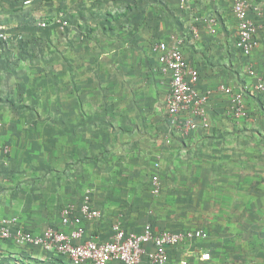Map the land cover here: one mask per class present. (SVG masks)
<instances>
[{"label": "rangeland", "instance_id": "obj_1", "mask_svg": "<svg viewBox=\"0 0 264 264\" xmlns=\"http://www.w3.org/2000/svg\"><path fill=\"white\" fill-rule=\"evenodd\" d=\"M251 1L264 6V0ZM8 2L0 1L3 5ZM169 2L40 0V6L34 4L35 13L24 12L22 18L2 13L7 6L0 9V24L9 35L0 41V146L7 144L11 148L10 154L0 159V189L4 195L15 196L23 188L17 175L13 184L7 183L20 167L32 166L33 160L26 159L25 154L39 156L44 163L50 161L53 145L71 153L70 141L63 136L69 134V128L57 124L58 106L65 107L68 102L79 103L85 109L80 110V116H90L93 135L97 129L111 140V132L122 126L123 119L129 132L139 127L137 134L145 133L149 139L159 135L161 140L169 125L165 90L157 81L162 78L156 66L152 68L157 57L154 48L169 34L183 32V28L177 30L183 27L177 19L182 11L179 14L177 6ZM189 6L183 12L192 18L196 14L221 17L214 12L212 0H195ZM223 7L229 13L228 3ZM57 17L67 18L69 25L48 22ZM43 21L46 27L40 25ZM225 21L231 26L235 23L231 14H226ZM191 48L198 60L199 43ZM212 56L229 57L221 49H210L205 57L209 69L217 64L210 62ZM251 59L254 62L249 63L248 57L244 59L240 54L236 65L231 61H223L220 66L218 63L221 75L223 71L232 75L235 87L243 89L246 114L240 118L234 115L229 97L220 93L223 108L229 113L224 116L230 122L225 128L229 132L221 138L208 135L211 139L199 148L194 144L187 151L172 147V158L163 163L161 170V193L155 195L147 190L149 211H153L147 223L175 230L201 229L208 234L174 250L169 264H181L182 258L187 259V264H264V92L256 88L251 73L259 69L264 74V53ZM74 83L85 84V92L72 90L68 95ZM61 113L68 117L67 109ZM158 120L165 131L155 128ZM104 150L111 153L113 147L105 145ZM100 153L103 155L80 158L79 166L71 163L61 170L80 171L84 163L92 170L100 169L103 157L110 159V154ZM51 171L45 173L49 178ZM4 241L0 238V251L6 248ZM13 247L31 250V264H68L58 253L40 246ZM203 252L209 254V260L203 259ZM6 259L0 252V264H7ZM16 260L17 264L27 263Z\"/></svg>", "mask_w": 264, "mask_h": 264}, {"label": "crops", "instance_id": "obj_2", "mask_svg": "<svg viewBox=\"0 0 264 264\" xmlns=\"http://www.w3.org/2000/svg\"><path fill=\"white\" fill-rule=\"evenodd\" d=\"M165 1L168 3H171L169 1H172L175 6H177L178 12L182 11L180 18L177 19L180 21L179 23H183V27H178L177 30L183 28V32L177 33L176 35L173 33L169 34L166 39H164L166 41H172L173 36L183 34L186 35L183 51L186 57L193 61L194 64H199L201 72V88L203 90H216L221 84H226L236 88L235 81L232 79L234 77H232V75H225L224 71L221 75V67H219L220 63H223V61H231L232 64L236 65L238 61L236 58L240 54L244 59H247L248 57L249 63H251V61H253L251 58L255 56V54H258L259 57L262 53H264V32L260 35L261 46H259V48H257L250 56H246L237 46L238 27L236 17L233 13L231 0L217 1L221 3H217L212 0L214 12L221 15L217 32L213 33L205 26H200V34L198 37L189 29L190 25L195 22V18H192L190 13H185L179 8L178 0ZM192 2H195V0ZM35 3L39 5L40 0H28V2L27 0H9L8 4L6 3L3 5L0 3V9L7 6L9 10L4 9L2 13H9L10 15L12 13V16L22 18L21 14L24 12L26 14L32 13V15L35 13ZM216 3L217 5L215 6L214 4ZM226 3H228L231 7L229 9V13L228 10L223 7V4ZM260 3L261 4L259 5L264 10V6H262L263 3ZM10 9L12 12H10ZM226 14L233 15L235 19L234 25L231 26L229 22L225 21ZM196 16L202 17V15L200 16L199 14H196L195 17ZM194 39H199V41H195ZM210 40H212V42H210ZM198 43L199 59L197 60L196 57L194 59V52L191 47L193 44L196 45ZM214 47L217 48L218 51H220V49L224 51L225 56L228 55L230 59L229 57L228 59L226 57L224 59H217V56H212L210 62L212 64L216 62L217 64L213 67V69H209V67L205 64V57L210 49L213 50ZM203 51H205V55ZM152 63V68L155 65L157 72L159 73V77L162 78V80L157 81L164 87V99L166 102V96L169 92L168 81H166L167 83L164 81L166 78L159 70L158 57H156ZM255 70L258 73V76H252L256 81L255 83H257L259 77L264 78V74L262 70ZM150 74L153 73L151 72ZM155 76L157 77L156 74ZM84 79H86V77ZM85 88V84L82 85L81 83L79 85L78 83H74V88L68 89L67 93L70 95V93L72 94V90L74 92L77 90V92L81 94L85 92ZM220 93L222 92L214 91V94L209 102V128L198 129L186 138L179 134L173 135L170 132L169 127L168 130L165 131L166 128H164L158 120V123H155V128L159 131L160 129L165 131L160 141L159 135L158 137H155V139H149L147 134L144 135L145 133L137 134L136 130L139 131V127H136V130L129 132L130 130L125 129L129 126H127L128 124L123 119L121 120L122 126L120 128L116 127L114 132H111V140L109 138H105L104 133L97 129L95 130L96 134L93 135L89 125L91 122L90 116H80V113L83 111L80 110L84 108L81 107L79 103L76 104L73 102L71 104V102H68L65 107L58 106L57 113L59 119L57 124L67 126V128H69V134L62 135L68 137L70 141L69 144L71 153L67 154L66 152H63L62 147L53 145L51 159L50 161L47 159V161L44 162L45 164L41 162V158L39 156L35 155V157L32 158L31 155L25 154L26 159H31V161L33 160V163L31 162L32 166H30V168H23V166L20 167L18 174H13V177H11L7 183V185L9 183L13 184V181H16L14 175H17V177L22 180L24 184L23 188L21 190L19 189V194L15 196L14 194H12V196L4 195L1 192L3 188L0 189V220L5 216H16L18 217L19 222L28 229L42 231L48 226H54L68 231V226H64L62 224L60 216L61 208L68 203L80 205L85 200V197L90 195L93 206L100 209L103 216L100 219L87 224L88 237H94L100 240L110 239L113 233V224L116 221H122L123 225L128 230H142L147 221L152 220L151 215L153 211L152 213L149 211L151 202L147 197V190L152 192L151 178L153 175L150 176V174L159 173L161 176V170L164 168L163 163L168 162L172 158V147L176 150L187 151L189 145L194 144L199 148L200 145L204 146V144H207V142L211 139L210 136L217 135V137L221 138L223 137V133L227 134L229 132H226L225 128L228 123L230 124V122H228L225 119L226 117H224L229 113H227L228 111L226 112V109L223 108V103L219 97ZM66 109L68 111L67 118H65L63 113H61V111ZM72 115H74V118ZM60 117H62V119H60ZM118 121L119 124L120 120ZM128 133L133 134L135 138L132 136L129 138ZM208 135L210 136L208 137ZM61 137L62 136L60 135L58 140H60ZM105 145H110V148L113 147V151L110 153L109 151L104 150ZM3 146L9 145L5 144L0 146V148ZM101 151L110 154V159L106 161V157H103V166L100 169L96 168L92 170V168L87 166L89 165L88 163H84L82 165L83 169L80 171L76 168H74L72 172L69 169L66 172L65 170H61L62 166H71V163L73 167H76L74 165L79 166L80 158L85 159L93 155L101 156L103 155V153H100ZM10 152L8 154H3L0 150V159L8 156ZM23 160H25V158H23ZM156 162L160 163L159 167H156ZM2 163L3 162L1 161V164ZM37 163H40V165L38 166ZM50 169H52V171L51 177L49 178L45 173H48ZM3 174L6 175L5 172ZM138 176H143V179L138 178ZM90 186H94L91 189V194L88 193ZM142 216H145V219L142 218ZM4 242L7 244L5 245L6 248H3L0 252L7 257V264H17L16 259L21 261L24 260V262L27 261L26 264H31V250H13V246L18 248V244L9 240ZM19 248L22 249L21 247ZM39 254L42 253L40 252ZM47 256L48 255H45V257Z\"/></svg>", "mask_w": 264, "mask_h": 264}, {"label": "built area", "instance_id": "obj_3", "mask_svg": "<svg viewBox=\"0 0 264 264\" xmlns=\"http://www.w3.org/2000/svg\"><path fill=\"white\" fill-rule=\"evenodd\" d=\"M178 1L183 10L190 7L193 0ZM231 1L238 27L237 46L244 55L250 56L261 44L264 10L251 0ZM219 20L218 15L196 16L189 29L197 37L200 26L216 33ZM51 22L64 27L69 25V20L63 17L52 18ZM40 25L46 27L47 22L43 21ZM8 38L7 28L0 24V41ZM185 41V34L173 36L172 41H160L154 50L157 53L159 70L169 85L166 96L169 130L187 138L198 129L210 127L208 107L214 91L228 95L232 112L239 118L246 114V103L243 89L226 84L219 85L216 90L201 88L200 69L186 57L183 51ZM251 73L258 76L255 69ZM256 88L264 92V78L259 77ZM0 150L3 154H8L11 148L3 146ZM159 166L160 163L156 162V167ZM151 187L153 194L161 193L163 186L159 173L153 174ZM60 216L62 224L68 226V231L54 226L35 231L23 226L16 216L4 217L0 220V238L19 245L40 246L67 258L71 264H168L172 251L180 250L181 245L191 244L194 240L206 238L208 235L201 229L173 230L159 228L151 222L146 223L141 231L128 230L121 221H116L110 239L88 237L87 224L103 216L102 211L93 206L90 195L80 205H64ZM203 257L204 260L210 259L206 252H203ZM180 262L187 264V259L182 258Z\"/></svg>", "mask_w": 264, "mask_h": 264}, {"label": "trees", "instance_id": "obj_4", "mask_svg": "<svg viewBox=\"0 0 264 264\" xmlns=\"http://www.w3.org/2000/svg\"><path fill=\"white\" fill-rule=\"evenodd\" d=\"M51 20H52V18H51ZM51 20H49L48 19V22H51ZM152 188V187H151ZM123 223V222H122ZM154 226H156L155 224H154ZM158 227V226H157ZM159 228H162V227H159ZM168 229H171V228H168ZM173 230H175V229H173ZM136 231V230H135ZM137 231H141V230H137ZM173 252L174 251H172V254H171V257H170V261H169V263H172V255H173ZM65 261H66V263H68V264H71V263H69L70 261L67 259V258H65V257H62ZM207 262V261H206ZM168 263V264H169ZM113 264H115V263H113ZM118 264H120V263H118Z\"/></svg>", "mask_w": 264, "mask_h": 264}]
</instances>
